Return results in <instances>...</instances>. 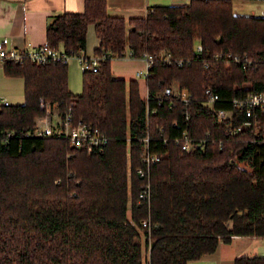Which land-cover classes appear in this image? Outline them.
<instances>
[{
    "label": "trees",
    "instance_id": "1",
    "mask_svg": "<svg viewBox=\"0 0 264 264\" xmlns=\"http://www.w3.org/2000/svg\"><path fill=\"white\" fill-rule=\"evenodd\" d=\"M91 25L93 54L109 56L96 72L82 70L80 94L68 88L65 60L2 65L6 77L22 78L24 101L0 108V131L15 133L0 136V264H188L233 236L264 237V117L238 132L248 119L233 106L264 89V17L235 15L231 0H189L124 19L107 14L106 0H85L82 13L48 22L45 45L65 57L83 53ZM126 50L131 59L170 56L153 61L147 98L137 80L112 76L110 61ZM173 85L190 95L187 105L163 96ZM207 89L218 96L214 110L231 112L228 121L203 105ZM42 103L105 133L104 151L26 137ZM182 131L202 149L182 151ZM146 138L161 159L142 178ZM147 181L150 201L138 204Z\"/></svg>",
    "mask_w": 264,
    "mask_h": 264
},
{
    "label": "built area",
    "instance_id": "2",
    "mask_svg": "<svg viewBox=\"0 0 264 264\" xmlns=\"http://www.w3.org/2000/svg\"><path fill=\"white\" fill-rule=\"evenodd\" d=\"M196 51L201 52V46H196ZM132 52L126 50L122 58L131 59ZM106 56H96L87 57L83 53H79L76 56H72L77 59L78 63L83 67L84 70L90 72H96L98 70L99 64L103 61ZM72 57H65L59 53H56L47 45H41L37 47L27 46L25 48H3L0 47V65L4 63H16L22 64L27 62L31 65L41 66L51 62H57L60 60H68ZM141 59L144 61V69L137 71L135 73L137 78H146L149 75V69L155 59L162 60L166 63L170 62V56L159 54V55H149L144 53L141 56ZM236 63H240L237 57H234ZM251 61L243 62L242 67L247 64H250ZM178 65L181 66L182 63L178 62ZM164 97L174 96L183 104L189 103L190 95L186 91H180L177 88H171L163 93ZM205 101L203 105L210 109L215 117L217 122L228 121L231 117L230 111L225 110H214L213 104L218 100L217 94L211 92L210 89L205 91ZM147 98V90L146 96ZM161 105V102L158 103ZM10 103L3 97H0V108L8 107ZM233 106L240 110L244 117L247 118L237 131L240 132L245 129L246 126L251 125V119L257 120L259 117H264V89L256 91H248L242 97L235 98L233 100ZM45 109V114L42 117L35 118L33 128L26 132V137L30 138H50L54 137L57 139H63L68 142L69 146L74 149H85L88 153L99 154L104 151L107 146L108 139L105 133L101 132L97 127L89 123L82 121H74L70 111H67L64 114H61L55 106L50 107L49 105H44L43 103L40 106ZM190 119L189 114H185L184 121ZM176 128H180L179 125H173ZM15 135L11 131H0V136L3 138V141H6L8 138H11ZM144 151L142 154V163L143 168L137 169L139 177L146 178L147 173L151 165L160 161L161 156L154 152L149 145L148 139H144ZM165 143V141H164ZM176 145L181 148L182 151L189 153L192 151L200 150L203 147L202 142L192 141L188 138L185 131H182L181 137L175 141ZM69 157V156H68ZM129 166V165H128ZM128 180L130 177V168L128 167ZM151 195L150 184L147 181L141 187L139 193V202H149ZM143 227H147L148 221L144 220L141 222Z\"/></svg>",
    "mask_w": 264,
    "mask_h": 264
},
{
    "label": "crops",
    "instance_id": "3",
    "mask_svg": "<svg viewBox=\"0 0 264 264\" xmlns=\"http://www.w3.org/2000/svg\"><path fill=\"white\" fill-rule=\"evenodd\" d=\"M84 2L85 0H0V47L10 49L45 45L48 22L64 13H82ZM188 2L189 0H106V12L112 17L129 19L145 17L152 6L185 5ZM231 2L235 15L264 17V0ZM97 46L98 39L91 25L87 30L83 54L92 57ZM111 73L114 76L113 72ZM68 75L70 77V74ZM3 87L9 90L8 93H15V90L21 89L23 94L22 78L6 77L0 65V93ZM69 90L75 94L70 88ZM23 101L16 105H22ZM263 240L264 237L233 236L228 244L220 243L216 251L210 254L211 257L203 259L206 256L204 255L201 261L199 260L200 264H231L234 259L241 256L264 257Z\"/></svg>",
    "mask_w": 264,
    "mask_h": 264
},
{
    "label": "rangeland",
    "instance_id": "4",
    "mask_svg": "<svg viewBox=\"0 0 264 264\" xmlns=\"http://www.w3.org/2000/svg\"><path fill=\"white\" fill-rule=\"evenodd\" d=\"M67 71L70 74L69 88L75 93L80 94L82 91V70L83 67L78 63L77 59L72 57L68 60ZM80 67V68H79ZM111 72H113V77L117 79L126 80H137L139 83L140 95L144 97L145 95V84L144 78H137L135 73L138 70L144 69V61L140 59H129V58H114L110 61ZM174 88V85H173ZM7 88H1L0 97L5 98L11 105L21 104L23 101V94L21 89L15 90V93H8ZM239 167L246 168L247 166L243 163H238ZM264 241V240H263ZM141 243L144 244V237L141 239ZM262 254V253H261ZM144 259L147 257L146 252L143 253ZM212 255L204 256L206 259ZM202 259V260H203ZM201 261V260H200ZM200 261L198 264H200ZM197 261L190 262L189 264H196Z\"/></svg>",
    "mask_w": 264,
    "mask_h": 264
}]
</instances>
